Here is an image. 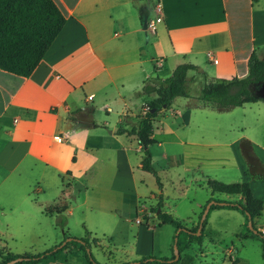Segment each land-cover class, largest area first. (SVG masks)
Returning <instances> with one entry per match:
<instances>
[{
  "label": "crops",
  "instance_id": "0c3cea01",
  "mask_svg": "<svg viewBox=\"0 0 264 264\" xmlns=\"http://www.w3.org/2000/svg\"><path fill=\"white\" fill-rule=\"evenodd\" d=\"M52 1L64 23L38 65L27 77L0 69V250L35 254L23 250L29 246L17 247L40 237L61 240L64 231L56 222L77 211L83 235L74 237L87 231L105 245L112 264L149 255L169 257L173 234L161 247L152 235L155 227L168 225L157 226L152 212L159 195V210L188 229L197 224L209 197L239 199L210 192L201 171L208 156L225 177H232L225 183L246 182L252 196L262 201L254 226L264 234V97L255 95L256 101L227 109L197 100L205 81L244 76L251 52L264 59V0ZM155 4L161 21L148 36L142 15L153 18ZM180 63L196 67L186 72L187 96L174 98L168 109L156 113L154 143L148 150L151 164L154 147L162 159L190 161V184L209 189L211 196L195 203L187 216L162 199V188L136 178V171H147L140 166L143 148L128 132L154 97L142 86L168 77ZM189 81L198 87L194 95ZM235 108L246 125L221 120V113ZM204 110L216 111L218 120L208 124ZM208 130L213 134L209 139ZM48 187L51 195L45 194ZM53 206L63 209L43 212ZM209 214L221 222L234 221V233L240 235L244 219L238 211L219 208ZM206 224L202 242L182 250L178 264L185 257L190 258L185 264H193L198 255L205 256ZM115 250L122 258H115ZM230 261L237 264L235 258ZM46 264L85 263L81 257Z\"/></svg>",
  "mask_w": 264,
  "mask_h": 264
},
{
  "label": "trees",
  "instance_id": "16d2710c",
  "mask_svg": "<svg viewBox=\"0 0 264 264\" xmlns=\"http://www.w3.org/2000/svg\"><path fill=\"white\" fill-rule=\"evenodd\" d=\"M64 17L52 0H0V69L14 75L27 77L38 65L52 40L60 31ZM247 72L242 77L230 79H211L205 81L197 96L202 104H208L217 109H227L241 106L244 103L257 100L254 88L264 83V59L251 52L247 62ZM196 69L189 63H180L174 67L171 74L163 79L153 80L142 86L145 93L153 92L154 97L146 103V109L137 115L136 124L128 132L134 135L138 144L143 148L141 169L149 172L154 178L156 187L161 188L158 176L151 164V155L148 146L154 143L152 135V120L161 109H168L176 97H186L185 76L188 70ZM120 129L116 133H121ZM206 186L211 193L238 195L235 201L212 200L209 198L208 210L228 208L242 214L243 229L261 241V256L264 258V234L256 230L254 218L260 215L262 201L252 196L246 182L225 183L216 179L207 178ZM212 200V201H210ZM161 196L157 197L152 212H156L157 226L168 224L173 227L172 244L176 245L177 258L174 253L170 257L142 256L129 262L118 264H178L180 252L193 241L198 245L202 242L203 226L206 214L201 219L204 205L198 216L197 224L188 229L169 214L159 210ZM63 207L53 206L44 209V213H60ZM59 223V222H58ZM250 223V227H248ZM200 226L198 234L196 231ZM72 238L63 233L62 240L53 248L41 253L12 254L0 250V264L15 260L12 264H46L50 261L66 260V250L75 246L81 252L85 264H101L95 260L89 250L87 237ZM63 242V243H62ZM173 251V250H172Z\"/></svg>",
  "mask_w": 264,
  "mask_h": 264
},
{
  "label": "rangeland",
  "instance_id": "374dc122",
  "mask_svg": "<svg viewBox=\"0 0 264 264\" xmlns=\"http://www.w3.org/2000/svg\"><path fill=\"white\" fill-rule=\"evenodd\" d=\"M190 83L191 82L189 81V85H191ZM197 88V86L191 85L188 89L189 93L194 95L198 90ZM253 92L256 96L261 98L263 97V93L256 92L255 90ZM204 113L207 115L206 122L208 124L215 123L218 120V118L216 117L218 113L216 111L204 110L203 112H201V115ZM221 115V120H232L233 122H236L239 126L243 125L242 123L246 125L247 119L243 120L241 110L239 109L235 108L230 112H223L221 113ZM238 129L242 130L240 129V127H238ZM231 134L232 133H228L224 135V137H228L229 135L231 136ZM207 135L208 139L210 135L213 136L212 132L209 130ZM154 149H156V152L154 153L155 158L153 159L154 161L152 166L158 176V180L162 188V199L167 200L168 203L174 202L176 204L178 212L183 216H187L189 214L188 212H191V207L196 206L195 203L202 201L204 200V198H207L209 196V189L206 186L198 187L196 185H193V183L190 184V178L194 172L192 169L193 164L190 161H181L176 160L174 158L162 159L159 156V149L156 147H154ZM213 162L214 159H211L210 156H208V158H205L202 161L201 171L202 174L206 176V178H214L221 182H224L223 180H229L230 178H232L229 177V175L225 177L223 175L224 170H220L219 168H217L219 166H213ZM186 167H188V169H186ZM136 178L138 180H141L148 186L154 187V189L158 190V188L156 187L155 178L149 172L136 171ZM45 194L51 195L50 187L47 188ZM219 196V194H215L213 195V197L209 198H212V200H218L217 197ZM207 200L205 201L204 206L207 204ZM71 202L74 204V201ZM75 213L78 214L77 211H75ZM209 213L210 210L207 212L205 219V223H207V226L204 232L206 231L208 237L205 238L204 242L205 256L199 257L198 255L192 262L193 264H232V261L230 260H233L234 258L236 259L237 264H264V258H262L261 256V241L258 237L252 235L251 237L245 239L244 235L245 233H247V231L245 230V228L243 229V226H241L240 228V235H235L234 232H236V224L234 221L229 219L227 221L221 222L217 216H214L213 214ZM76 214L73 213V216L68 218L67 221L63 220L59 223L56 222V226L59 229H62L64 231L63 233H65L66 236L72 238H75L74 236H76V234H79V236L83 235V232L81 230V223L80 220H78V218L76 217ZM170 234H174V229L170 225H165L160 228L155 227L154 233H152V235L154 237V242L156 246H163V242H165L166 244L169 238L168 236ZM150 236L151 235H149V237ZM130 238L131 235H128L127 240ZM87 239L89 242L90 253L96 261H98L99 263H103L105 261L103 260V256H105L106 258L108 257V252L107 249H105V245L97 243L98 239L94 237L88 236ZM209 239L211 243L208 241ZM61 240L57 239L55 241L53 240V237H40L37 239H29L24 241L25 245L21 241V244H19L17 248H22V246H29L23 250H25L26 252L41 253L49 248H53L55 244L57 245L59 242H61ZM228 248H232L233 250V252L231 253L232 259H229L226 256ZM167 250L168 252L166 253V255H169V257L172 256V249L169 250L168 248ZM114 253L115 258L123 256V253H121L119 250H115ZM65 255L66 258H73L74 261H76V259L81 258V252L75 246H69L66 250ZM189 261L190 258L185 257L181 263L185 264ZM106 262L107 263L103 264H112L109 260Z\"/></svg>",
  "mask_w": 264,
  "mask_h": 264
},
{
  "label": "built area",
  "instance_id": "2783aa9c",
  "mask_svg": "<svg viewBox=\"0 0 264 264\" xmlns=\"http://www.w3.org/2000/svg\"><path fill=\"white\" fill-rule=\"evenodd\" d=\"M154 10H155V15L153 18L151 19H146V24H145V32L148 34V35H153L154 32H155V28H156V24L159 23L161 21V16H160V8L158 6V4H155V7H154ZM161 60L159 61H156L155 62V65L157 67H160L161 66ZM146 109V108H145ZM55 139H58V137L56 136ZM227 254H228V257L229 258H232V255L231 253L233 252L232 248H228L227 249Z\"/></svg>",
  "mask_w": 264,
  "mask_h": 264
},
{
  "label": "water",
  "instance_id": "95a60500",
  "mask_svg": "<svg viewBox=\"0 0 264 264\" xmlns=\"http://www.w3.org/2000/svg\"><path fill=\"white\" fill-rule=\"evenodd\" d=\"M146 17H147V16H146V14L144 13V14L142 15V28H143V29L145 28V24H146ZM208 207H209V203H207V204L205 205V207H204V209H203V213H202V215H201V219L204 217L205 213L207 212ZM247 225H248V227H250V223H248ZM199 229H200V226L198 227V229H197V231H196V234H198ZM62 243H63V242H62ZM172 250H173V253H174V259H176L178 254H177V249H176V245H175V244H172ZM14 261H15V260H12V261H9V262H7V263H5V264H12Z\"/></svg>",
  "mask_w": 264,
  "mask_h": 264
},
{
  "label": "flooded vegetation",
  "instance_id": "af4514ba",
  "mask_svg": "<svg viewBox=\"0 0 264 264\" xmlns=\"http://www.w3.org/2000/svg\"><path fill=\"white\" fill-rule=\"evenodd\" d=\"M254 90L256 92L263 93V97H264V83H263V85H259L258 87H256Z\"/></svg>",
  "mask_w": 264,
  "mask_h": 264
}]
</instances>
